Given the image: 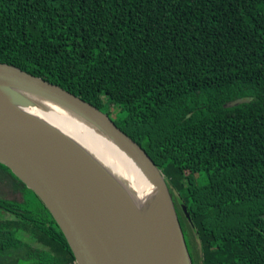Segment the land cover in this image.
Wrapping results in <instances>:
<instances>
[{"label":"trees","instance_id":"1","mask_svg":"<svg viewBox=\"0 0 264 264\" xmlns=\"http://www.w3.org/2000/svg\"><path fill=\"white\" fill-rule=\"evenodd\" d=\"M0 61L118 115L165 176L193 264H264V0H0ZM0 171L37 199L0 194V264H77L47 205Z\"/></svg>","mask_w":264,"mask_h":264},{"label":"water","instance_id":"2","mask_svg":"<svg viewBox=\"0 0 264 264\" xmlns=\"http://www.w3.org/2000/svg\"><path fill=\"white\" fill-rule=\"evenodd\" d=\"M5 82L65 103L120 142L156 183L186 250L168 183L149 153L97 106L58 84L0 61V162L47 205L77 264L159 262L147 237L89 158L45 125L7 105L5 97H15Z\"/></svg>","mask_w":264,"mask_h":264},{"label":"bare ground","instance_id":"3","mask_svg":"<svg viewBox=\"0 0 264 264\" xmlns=\"http://www.w3.org/2000/svg\"><path fill=\"white\" fill-rule=\"evenodd\" d=\"M5 85L15 97H5L7 105L45 125L89 158L95 172L106 181L147 237L159 264H184L182 240L162 195L131 153L65 103L10 82Z\"/></svg>","mask_w":264,"mask_h":264},{"label":"rangeland","instance_id":"4","mask_svg":"<svg viewBox=\"0 0 264 264\" xmlns=\"http://www.w3.org/2000/svg\"><path fill=\"white\" fill-rule=\"evenodd\" d=\"M111 115H112V117H111L112 119L114 117L116 118L113 111H112ZM116 119H120L118 117V115H117ZM154 156H155L156 160H160L161 158H163V155L156 152V151L154 152ZM2 173H3V171H0L1 181L3 180V183L11 185V180L8 179V177H5L6 175H9L8 172H4L3 174ZM190 177L192 179L191 175H190ZM192 181H193V179H192ZM12 188H13L12 186H6V185L2 186V187H0V194L7 196V197L17 198L19 200L24 199V200H27L32 205H37V199H36L35 195L29 189L24 191L21 194L20 191H17V190L14 191ZM190 207L192 208V210L197 209V205L193 199L190 200ZM206 224H207V231H212V233L214 234L215 237H225V238L231 237L230 227L227 224V222L225 220H223L222 218L214 217L213 219L207 221ZM188 231H189V228L187 226L182 228V234L184 237V242H185V247H186V250L184 248V251H183V258H184L183 260H184V264H193V261L191 258L192 246L190 244V238L188 236ZM29 236H32V235L29 234ZM33 239H35V238L33 237ZM198 244H199V242H198Z\"/></svg>","mask_w":264,"mask_h":264}]
</instances>
